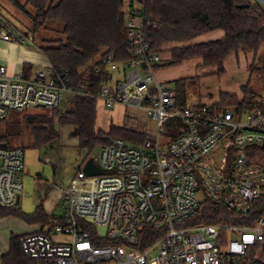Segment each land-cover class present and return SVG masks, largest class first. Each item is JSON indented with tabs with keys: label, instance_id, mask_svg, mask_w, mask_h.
<instances>
[{
	"label": "built area",
	"instance_id": "obj_1",
	"mask_svg": "<svg viewBox=\"0 0 264 264\" xmlns=\"http://www.w3.org/2000/svg\"><path fill=\"white\" fill-rule=\"evenodd\" d=\"M124 9L127 60L102 53L74 82L51 64L31 78L0 67V122L16 109L64 110L71 93L144 109L156 124L142 145L105 137L100 153L85 160L93 158L101 173L81 168L60 214L20 235L27 264H249L264 241V209L253 216L264 195V163L253 151L264 153V96L246 108L180 105L176 87L156 74L164 57L148 40L146 0H125ZM0 20L3 39L33 42V34ZM24 170V148L0 145L1 205L17 206ZM208 199L230 221H197Z\"/></svg>",
	"mask_w": 264,
	"mask_h": 264
},
{
	"label": "trees",
	"instance_id": "obj_2",
	"mask_svg": "<svg viewBox=\"0 0 264 264\" xmlns=\"http://www.w3.org/2000/svg\"><path fill=\"white\" fill-rule=\"evenodd\" d=\"M4 1L27 17L34 40L33 31L42 28L57 31L55 23L63 24L59 32L65 35V39L43 37L40 48L48 57L54 72H63L73 82L79 80L82 70L102 53L111 52L118 60H127L131 56L126 47L125 0ZM145 11L146 31L151 49L161 52L165 44L182 43L170 48L171 59L165 66L180 65L185 61L201 58L204 65H216L222 73L224 60L231 52L258 54L264 46V3L259 1L146 0ZM2 18L15 25L8 18ZM50 21L55 23L49 26ZM16 28L19 30L17 26ZM215 29H223L224 37L190 43L196 37ZM251 72L264 73V54L252 63ZM99 80V77L95 78V82ZM191 84H195V80L189 77L175 80L178 102L182 106H187L188 87ZM242 91L244 97L241 100L234 94L223 93L220 104L246 108L260 97L250 84L243 86ZM49 110L52 113L28 116L35 146L46 144L58 137L56 123L77 126L79 146L82 149H94L110 134L120 135L139 145L150 138L145 133L127 129L125 126H112L108 132L98 129L97 101L94 99L74 96L68 108ZM5 137L7 136L1 135L0 141L8 143ZM253 151L258 153L260 162L264 163V153L258 149ZM263 209L264 195L257 202L253 216H259ZM12 213L21 216L28 223L48 222L51 219L43 204H39L33 213L23 212L20 206L0 204V218ZM196 220L217 223L230 221V217L220 205L208 199ZM248 258L249 264H264V241L259 242L249 252ZM3 264H27V258L21 250L20 235H11L9 251L3 256Z\"/></svg>",
	"mask_w": 264,
	"mask_h": 264
},
{
	"label": "rangeland",
	"instance_id": "obj_3",
	"mask_svg": "<svg viewBox=\"0 0 264 264\" xmlns=\"http://www.w3.org/2000/svg\"><path fill=\"white\" fill-rule=\"evenodd\" d=\"M25 2L26 0H21ZM2 11L6 18L14 23L18 28L24 31H29L30 22L27 17L18 12L11 4L4 0ZM55 22L50 21L49 26ZM57 31H51L47 28H42L39 31H33L35 41L42 42L43 37L64 38L65 35L59 32L63 28V24L56 22ZM201 36H208L206 34ZM201 37H197L192 42H200ZM169 46H178L182 43L168 44ZM264 53V46L260 49L259 55ZM169 54V51L164 52V56ZM252 53H244L240 51L239 65L236 56L228 57L225 60L226 73L223 76L209 75L205 76L202 83L191 85L190 101L191 103L205 101L204 103H215L219 99L221 90L227 88L229 91L237 93L241 92L240 83L247 80L246 74L237 76L238 66L241 72H248L246 56L249 58ZM193 60L185 61L179 66H164L156 68V74L159 80L167 81L174 85L175 79L188 75L201 74L205 71L214 69L216 66H207L202 69L195 66ZM203 78V77H202ZM261 77H257L254 84L258 94L264 96V81ZM229 87V88H228ZM224 91V90H223ZM74 99L71 93H65L62 101V106L69 107L70 102ZM117 115L120 118L123 116L130 119V125L139 129L146 128L152 132L156 129L155 121L147 113L124 107ZM36 113H52L49 108L44 106H32L24 110H11L9 115L0 122V136L5 137L9 145L22 146L25 150V174L23 178L24 192L21 200V210L26 213H32L37 208V204H43V207L50 218L55 219L59 215L64 204V194L69 189L72 180L76 177L77 172L83 168L84 162L88 157H95L100 153V146L92 150L82 149L79 146L78 128L72 124L56 123V129L59 133L58 137L43 145H33L32 129L28 124V116ZM107 119V115H105ZM100 119V125L107 127L108 120ZM145 124L143 126L139 124ZM135 131V130H134ZM176 132L170 128V133ZM148 135V134H147ZM107 136L120 137L113 134ZM129 141V140H128ZM38 175V184L34 182V177ZM31 230L27 221L16 214H9L0 218V252H6L9 249L10 236L12 233L21 235ZM5 254V253H3Z\"/></svg>",
	"mask_w": 264,
	"mask_h": 264
},
{
	"label": "crops",
	"instance_id": "obj_4",
	"mask_svg": "<svg viewBox=\"0 0 264 264\" xmlns=\"http://www.w3.org/2000/svg\"><path fill=\"white\" fill-rule=\"evenodd\" d=\"M253 1H259V2L264 3V0H253ZM2 6H3V3L0 0V17H6L4 15L2 9H1ZM19 30L26 37L29 36L30 34H32L31 31L30 32L24 31V30H21L20 28H19ZM204 34H206L208 36H201V35L198 36V37H201L200 42H207V41L221 39L224 37L225 31L223 29H215L213 31L206 32ZM204 34H202V35H204ZM190 43H199V42H192L191 41ZM168 44H174V43H168ZM168 44H165L163 46V49L161 50L162 55L164 57V60H163V62L158 64L157 69H159L160 67H164L165 64L167 62H169V60L171 59L170 48L173 46H169ZM166 51H169V54H166L164 56V52H166ZM250 53H252V52H250ZM233 54L236 56V58L238 60V65H239L240 51L239 52H231L226 57V59L228 57H232ZM258 56H260L259 53L258 54L254 53V55L252 54L251 57H249V58L246 56L248 72H245V73L241 72L240 67L238 66V71L236 72V75L239 77V76H243L246 74V76H247V80L240 83L241 92L237 93V92L230 91V90L228 91L227 88H225V89H223L224 91L223 90L220 91L219 99L217 102H215L216 104H220V98H221V95L223 93L234 94V95L238 96L239 100L243 99L244 94H243L242 88H243V86H245L247 84H250V86L253 88V91L257 95L262 96L256 92L254 82L258 76L261 77L260 80L262 79L264 81V73L253 74L251 72L252 63L255 61V59ZM192 60L194 61L193 63L195 64V66H197L200 69L207 67V66H210V65H204L201 58H194ZM225 60L223 63L224 71L222 73H220L218 71L219 70L218 66L211 65V66H216V67L212 70L205 71L204 74L203 73L194 74V72H192V73H189L188 75H185V76H182L179 78H185V77L192 78L193 80H195V84L199 83V86H200V84L202 83L205 76H209V75L223 76L226 73L227 69L225 68ZM49 65H50V61H49L48 57L45 55V53L42 51V49L40 48V43H37L35 40H33V42H30L28 39H26L23 42L8 41V40L3 39L0 35V67L6 66L8 74L14 75V74L21 73L24 77L31 78L36 74V72L39 69H42V68L49 66ZM175 66H179V65H175ZM175 66H173V67H175ZM175 80H177V79H175ZM195 84H191V85H195ZM191 85H189V87H188V96H187V101H186L187 104H193L190 101V98H191L190 97V92H191L190 86ZM204 102L205 101H198V102H194V103H204ZM220 105L230 107V108L237 107V105H225V104H220ZM122 109H123L122 105H115L113 107H107L103 102H97V121H96L97 128L102 130V131L108 132L112 126H125L127 129L135 130V131L142 132V133H145L148 135H153L155 133L156 129L152 132H149L146 130V128H144L145 124H142V123L139 125L140 126L142 125L143 126L142 128H144V129H139L138 127L134 128L133 125L131 126L130 122L131 121H133V122L137 121L136 118L130 119V118H127L126 116L125 117L123 116V118L122 117L120 118L119 116L117 117V115L121 112ZM131 109H134L137 111H143V112L147 113L146 110L141 109V108L131 107ZM105 115H107V119L105 118ZM102 118L108 120L107 127H104V125L103 126L100 125L101 123H99V121ZM155 127H156V124H155ZM25 165H26V162H25ZM24 174H25V170H24V173L22 174L23 189H22V192L20 194V204L17 205V206H20V208H21V200H22L21 198H22V194L24 192V182H23ZM34 182L36 184H38V175H36L34 177ZM37 206H38V204H37ZM35 210L36 209H34V211ZM28 224L32 230L34 228L33 226L35 223H28ZM12 234H14V233H12ZM9 246H10V242H9ZM8 251H9V249H7L6 252H1V253H7Z\"/></svg>",
	"mask_w": 264,
	"mask_h": 264
},
{
	"label": "water",
	"instance_id": "obj_5",
	"mask_svg": "<svg viewBox=\"0 0 264 264\" xmlns=\"http://www.w3.org/2000/svg\"><path fill=\"white\" fill-rule=\"evenodd\" d=\"M0 145L1 146H8V143L7 142H0ZM83 169L88 174H100L102 171L101 168L98 165H96L93 158H89L84 163ZM19 204H20V197L17 200V205H19ZM101 230H102V232H105V227H102Z\"/></svg>",
	"mask_w": 264,
	"mask_h": 264
}]
</instances>
